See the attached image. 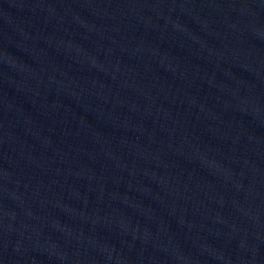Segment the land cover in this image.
<instances>
[{
	"label": "water",
	"instance_id": "water-1",
	"mask_svg": "<svg viewBox=\"0 0 264 264\" xmlns=\"http://www.w3.org/2000/svg\"><path fill=\"white\" fill-rule=\"evenodd\" d=\"M0 264H264V0H0Z\"/></svg>",
	"mask_w": 264,
	"mask_h": 264
}]
</instances>
